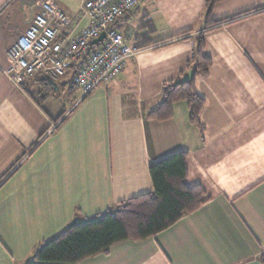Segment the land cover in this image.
Instances as JSON below:
<instances>
[{
    "label": "crops",
    "instance_id": "crops-1",
    "mask_svg": "<svg viewBox=\"0 0 264 264\" xmlns=\"http://www.w3.org/2000/svg\"><path fill=\"white\" fill-rule=\"evenodd\" d=\"M51 1L71 21L67 35L87 24L82 0ZM39 2L0 0V264L31 263L72 219L151 193L149 164L175 152L187 155L186 184L209 200L151 237L72 264H264V0L218 1L208 26L203 0H139L115 26L141 49L82 99L71 72L45 97L40 75L16 85L6 73V48ZM205 29L211 66L194 78L200 127L184 100L150 119Z\"/></svg>",
    "mask_w": 264,
    "mask_h": 264
},
{
    "label": "trees",
    "instance_id": "trees-1",
    "mask_svg": "<svg viewBox=\"0 0 264 264\" xmlns=\"http://www.w3.org/2000/svg\"><path fill=\"white\" fill-rule=\"evenodd\" d=\"M203 1L204 23L208 26L212 23L213 7L221 0ZM115 22L116 20L111 26L116 27ZM208 30L211 29L194 34V45L185 72L176 80L163 84L161 103L147 117L167 119L171 116L172 103L184 100L189 106L190 121L200 127L198 112L203 99L195 92L194 78L196 75H207L211 66V58L205 52L202 41L203 34ZM179 37L188 38L187 32L179 34ZM189 70H193V77L182 82L181 78ZM41 77L36 81L41 84L42 97H45L53 92L54 81ZM148 172L153 186L151 193L130 197L89 218L85 223L65 227L37 247L32 254V262L28 264H72L90 256L107 253L109 247L119 241L139 240L155 235L209 200L202 186L186 184L187 155L184 152H175L150 163Z\"/></svg>",
    "mask_w": 264,
    "mask_h": 264
},
{
    "label": "built area",
    "instance_id": "built-area-1",
    "mask_svg": "<svg viewBox=\"0 0 264 264\" xmlns=\"http://www.w3.org/2000/svg\"><path fill=\"white\" fill-rule=\"evenodd\" d=\"M138 1L82 0L79 17H86L87 24L71 37L66 33L67 27H71L69 17L51 0H40L31 22L6 48V73L19 85L34 75L55 81L71 72L72 84L81 92L82 99L118 78L127 59L141 49L127 44L120 30L111 26ZM102 31L104 39L91 44Z\"/></svg>",
    "mask_w": 264,
    "mask_h": 264
},
{
    "label": "water",
    "instance_id": "water-1",
    "mask_svg": "<svg viewBox=\"0 0 264 264\" xmlns=\"http://www.w3.org/2000/svg\"><path fill=\"white\" fill-rule=\"evenodd\" d=\"M105 37V31H102L98 37H96L95 39L91 40V44H96L98 42H101ZM193 77V70H189L182 78H181V81L182 82H185V81H188L190 80L191 78ZM53 85L55 86V83H53ZM89 220V218L87 219H72L68 224H67V227H72L74 225H77V224H82V223H85Z\"/></svg>",
    "mask_w": 264,
    "mask_h": 264
},
{
    "label": "rangeland",
    "instance_id": "rangeland-1",
    "mask_svg": "<svg viewBox=\"0 0 264 264\" xmlns=\"http://www.w3.org/2000/svg\"><path fill=\"white\" fill-rule=\"evenodd\" d=\"M67 82H69V81H67Z\"/></svg>",
    "mask_w": 264,
    "mask_h": 264
}]
</instances>
